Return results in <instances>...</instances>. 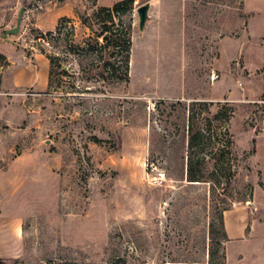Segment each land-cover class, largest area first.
<instances>
[{
  "label": "rangeland",
  "instance_id": "374dc122",
  "mask_svg": "<svg viewBox=\"0 0 264 264\" xmlns=\"http://www.w3.org/2000/svg\"><path fill=\"white\" fill-rule=\"evenodd\" d=\"M5 1L0 260L264 264V69H244L264 62V0H133L111 26L131 35L122 82L102 76L97 0H23L9 42Z\"/></svg>",
  "mask_w": 264,
  "mask_h": 264
},
{
  "label": "trees",
  "instance_id": "16d2710c",
  "mask_svg": "<svg viewBox=\"0 0 264 264\" xmlns=\"http://www.w3.org/2000/svg\"><path fill=\"white\" fill-rule=\"evenodd\" d=\"M133 0H124L119 3H117L113 8H104L103 11L106 13L108 17V21H102L100 24V36L99 38H103V44H99V39H95L96 45H100V51L101 55L99 56V59L104 61V66L102 70V76L104 79L110 77H115L119 79V81L127 80L128 78V72L130 69V51H131V35L130 31H127L125 33L117 30H111L112 24H114V20L117 16L120 15V13H124L126 9H128L129 6L133 5ZM99 16L97 15V18ZM83 23L87 25L89 28H92V23H90L89 19L83 18ZM57 33H61V26L57 27L56 29ZM50 33L49 37H52L53 32ZM45 42V40H44ZM93 42L88 43V48H85L86 50H83L85 52H89L92 48ZM191 178H195V172L194 170H191ZM223 228H224V239L228 241V237L225 231L224 222H222ZM0 264H7L5 261L0 260ZM14 264H17V262H14ZM224 264V263H221Z\"/></svg>",
  "mask_w": 264,
  "mask_h": 264
},
{
  "label": "crops",
  "instance_id": "0c3cea01",
  "mask_svg": "<svg viewBox=\"0 0 264 264\" xmlns=\"http://www.w3.org/2000/svg\"><path fill=\"white\" fill-rule=\"evenodd\" d=\"M1 1L2 0H0V2ZM121 1H124V0H97L95 6L93 8L94 9H98L99 7L100 8H108V7H111V6L121 2ZM5 2H6L5 3L6 5H4L5 6L4 8L8 9V11H11V13H12V11L14 9H19V10L21 9L23 0H7ZM83 2L86 4L89 3L88 0H83ZM80 3H81V1H80ZM68 5L71 6L72 8L75 7L73 5V3H68ZM60 11L61 12L57 15L58 21H56L55 27L51 31H54L59 26V20L60 19H63V18L74 19L75 18V9L74 10L71 9V11H68L66 8H62ZM25 18H26V8H25V13H24L22 21H24ZM47 32H50V31H47ZM251 38H252V40H254L256 42V46L251 47V50L249 49L248 51L256 52L258 49L263 51L264 47L259 46L258 41H256L255 38L252 37V35H251ZM245 44H246V42H245ZM243 48L244 47L241 45V52H242ZM245 50L246 49L244 48L243 52H245ZM244 69L249 70V71H255V72L260 71V70L264 69V62L263 63H255V59H250V60L247 59V60H245V68ZM234 213H236L237 216H235L233 218L232 215ZM239 217H241L240 222H238ZM244 217L245 216L242 215V212H240V210H238V209L230 210L227 212L225 219H224V226H225V231H226V234H227V237L229 240L236 239L237 236L235 233L237 231H242L243 225L241 224V222H242V219Z\"/></svg>",
  "mask_w": 264,
  "mask_h": 264
},
{
  "label": "water",
  "instance_id": "95a60500",
  "mask_svg": "<svg viewBox=\"0 0 264 264\" xmlns=\"http://www.w3.org/2000/svg\"><path fill=\"white\" fill-rule=\"evenodd\" d=\"M149 10H150V5L146 4L144 6H141L138 9V15H139V25L141 30H144L147 20L149 18ZM25 13V7H22L17 15L16 18V26L12 29L6 30L5 34L2 36V38L6 41L9 42L8 37L9 36H17L21 30L22 27V20H23V16Z\"/></svg>",
  "mask_w": 264,
  "mask_h": 264
},
{
  "label": "built area",
  "instance_id": "2783aa9c",
  "mask_svg": "<svg viewBox=\"0 0 264 264\" xmlns=\"http://www.w3.org/2000/svg\"><path fill=\"white\" fill-rule=\"evenodd\" d=\"M263 132H264V128H263Z\"/></svg>",
  "mask_w": 264,
  "mask_h": 264
}]
</instances>
